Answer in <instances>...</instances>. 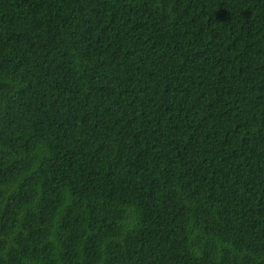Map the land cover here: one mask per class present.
<instances>
[{
  "label": "trees",
  "instance_id": "obj_1",
  "mask_svg": "<svg viewBox=\"0 0 264 264\" xmlns=\"http://www.w3.org/2000/svg\"><path fill=\"white\" fill-rule=\"evenodd\" d=\"M0 264H264V0H0Z\"/></svg>",
  "mask_w": 264,
  "mask_h": 264
}]
</instances>
